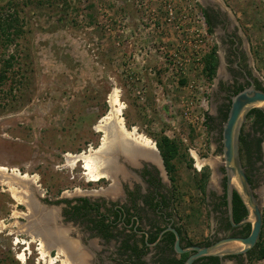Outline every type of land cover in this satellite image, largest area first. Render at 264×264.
<instances>
[{"label":"rangeland","instance_id":"obj_1","mask_svg":"<svg viewBox=\"0 0 264 264\" xmlns=\"http://www.w3.org/2000/svg\"><path fill=\"white\" fill-rule=\"evenodd\" d=\"M223 1L241 21L253 73L264 81V0ZM11 18L17 22L7 34ZM206 29L199 0H0V72L6 74L0 88V165L7 167L0 171V264H79L82 256L88 262L93 253L67 248L81 247L72 233L86 226L64 222V200L112 201L108 190L116 200L122 179L133 182L131 166L141 167L147 155L163 163L164 140L177 147L168 177L184 234L198 243L220 232L215 198L225 177L220 85L227 73L222 63L219 74L206 72L214 42ZM115 92L126 127L151 138L157 150L129 139L124 146L142 149L135 159L112 153L116 146L104 154L105 134L96 128L110 115ZM252 124L253 116H247L242 131ZM99 147L112 164L104 166L108 178L90 181L84 162L72 165L69 154H98ZM40 212H50L51 229L64 230L70 241L63 237L46 255L41 232L50 233ZM108 246L107 256L118 255L116 244Z\"/></svg>","mask_w":264,"mask_h":264},{"label":"flooded vegetation","instance_id":"obj_2","mask_svg":"<svg viewBox=\"0 0 264 264\" xmlns=\"http://www.w3.org/2000/svg\"><path fill=\"white\" fill-rule=\"evenodd\" d=\"M199 5L207 33L214 36L212 41L217 58L214 75L219 74L221 63L227 73V79L220 85L225 99L224 112L231 104L233 95L251 85L264 90V81L253 73L251 42L241 28L238 16L225 6L223 0H199ZM255 126L252 124L249 132L242 131L241 136L248 135L247 141L250 144H242L240 137V151L246 174L261 204L264 224V125L260 129ZM147 156V160L141 159V167L131 166L133 175L135 174L130 177L133 182L122 179L120 190L115 192L118 196L116 200L110 190L106 191V195L112 201L106 196L102 199L80 196L64 200V222L80 227L85 223L86 226L79 231L73 229L72 233L79 236L81 247L69 248L74 253L78 250L93 253L88 262L83 256L78 258L79 264H173L174 260H184L185 253H179L175 249L176 235L170 228L178 231L182 247L191 244L210 245L225 237L249 235L251 224L243 222L248 211L242 200V203L235 204L236 191L233 194L234 223L230 219L225 172V177L220 182L221 191L215 198L217 229L220 232L210 233L206 240L193 243L184 234L180 220L175 215V191L164 160L162 163L156 156L155 160L154 157ZM137 179L142 180L140 182ZM259 240L260 237L258 242ZM258 242L245 253L224 257L203 256L193 264H227L226 260L230 264H251L256 259ZM110 243L116 244L114 251L118 253L113 258L106 253ZM149 251L152 254L148 261L144 256Z\"/></svg>","mask_w":264,"mask_h":264},{"label":"water","instance_id":"obj_3","mask_svg":"<svg viewBox=\"0 0 264 264\" xmlns=\"http://www.w3.org/2000/svg\"><path fill=\"white\" fill-rule=\"evenodd\" d=\"M254 108H259L264 111V90L251 85L232 96L228 115L222 126V151L225 158L227 204L230 219L234 223L233 194L234 191H236L248 211V215L243 222L251 224L250 233L245 237H225L210 245L191 244L182 247L178 231L175 228H170L176 235V251L179 253L190 252L183 264H193L198 258L203 256L224 257L226 255L242 254L253 248L258 242L263 226L261 204L258 202L246 174L240 151L242 127L245 119ZM115 146L116 147L112 153L135 159V154L129 155L123 152V150L127 148L122 147L120 143H117ZM136 149L137 151L142 152L141 148ZM132 163L136 164V162ZM41 216L42 222L40 223L48 228L50 233L49 238L55 242L63 241V237L66 238L63 233L64 230L51 229V213L43 212ZM40 223H37V225ZM66 240L69 241L67 238Z\"/></svg>","mask_w":264,"mask_h":264},{"label":"bare ground","instance_id":"obj_4","mask_svg":"<svg viewBox=\"0 0 264 264\" xmlns=\"http://www.w3.org/2000/svg\"><path fill=\"white\" fill-rule=\"evenodd\" d=\"M110 103L112 104V110L110 112V115H108L106 117L104 116V119L102 121H100V124L96 128L98 131L101 130L105 134L104 137H103L102 146H100V147H104L105 146V148L107 147L106 149L104 148V150H103V151L107 150L106 153H104V154L106 155L109 152V150H112V147L115 146L117 143H121L122 146L124 148H127V151H129V153H131L132 155L135 154V153H138L139 151H137L136 147H134V145L132 146L131 143H128V145H130V147L124 146V144L127 145V141H129V139L136 140L135 142H137L138 147L139 146H143L146 149L147 148L148 149L151 148L153 150H157L155 142L151 138H149V137H147L145 135L139 134L137 132L136 127H133V129H128L126 127V124H125V121H124V117L122 115L123 105L119 101L117 92H115L112 95ZM100 147L98 148L97 152L100 150ZM110 154H108V155H110ZM131 154H129V155H131ZM102 155L103 154H101V152H98V154H91L89 156L87 154L86 155L85 154H76V155L69 154V156L72 157L70 159V161L72 162V165H75L79 160H82L84 162V167L83 168H85L86 173L89 175V177H90L89 180L90 181H98V180H100L102 178H105V177L108 178L107 177L108 176V170L106 171L104 166L107 165V164L109 165L110 163L112 164V160L109 161V158L105 160L104 156H102ZM130 157H132V156H130ZM198 167H200V164L198 165ZM0 171H7V167L0 165ZM13 171H15V174H18L23 179L28 178V174L27 173H25V174L20 173L16 169H13ZM41 233H43L42 234L43 235V239H41V244H42V248H43V252L42 253H43V255H46L48 253V250L51 249V247H53V245H56L57 243L55 244V241L51 240L47 236V235H50V234H48V233H46L44 231L41 232ZM62 243H64V242H62ZM62 245H60V246H62ZM62 248L64 249V247H62ZM62 248L59 249L60 252L62 251ZM67 248L70 250L69 247H67ZM69 252L72 253L71 250ZM67 255L69 256V259H71L72 255H70L68 253H67ZM19 256L23 257V253H22V255H19Z\"/></svg>","mask_w":264,"mask_h":264},{"label":"trees","instance_id":"obj_5","mask_svg":"<svg viewBox=\"0 0 264 264\" xmlns=\"http://www.w3.org/2000/svg\"><path fill=\"white\" fill-rule=\"evenodd\" d=\"M16 22H17V20L14 19V18H11L10 21H7L5 23L6 24V30H8V28L13 27V25ZM18 30H19V28L16 29V31H18ZM210 31H211V29H210ZM7 34H10V31L9 30H8ZM13 58H14V55H11V56H9L8 59H6V61H5V63H6V69H8L12 65ZM216 65H217V58H216V55H215V49L213 48V49H211V52L209 53V55L206 58V67L205 68H206V72L209 74V76H211V77L214 76L215 69H216ZM5 78H6V74L4 73V71H1L0 72V88H1V86L3 84V81L5 80ZM229 108H230V104H229L227 110L223 112V120L224 121L227 118ZM248 116H253V118H254V124L256 125L255 127H258L260 129L264 125V111L262 109L254 108V109L251 110V112L249 113ZM207 120L210 121L211 120V117L210 116H207ZM209 121L207 122V125L208 126H210L209 125ZM248 137H249L248 135L241 136V142H242V144H246V143L250 144L249 143L250 141H247V138ZM159 146H160V150H161L162 156L165 158L164 159V162L166 163V166H167L168 171L173 172L174 165L173 164H170V160L175 155V150L177 149V147L176 146L175 147L172 146V144H170L167 140H164L163 143H160L159 144ZM83 199L85 201L87 200L86 198H83ZM234 202L237 205L239 203H242L241 202V199H240V196H239V194L237 192H235V195H234ZM84 207H85V205H84ZM263 237H264V231L262 229L261 234H260V240L258 242V251H257V254H256V259H264V241H263ZM187 257H188V254L185 253L184 254V260L183 259H181V260H174V263L173 264H183V261H185V259Z\"/></svg>","mask_w":264,"mask_h":264}]
</instances>
